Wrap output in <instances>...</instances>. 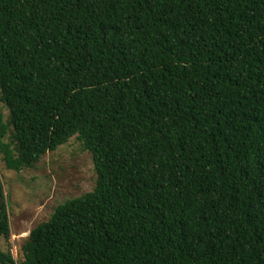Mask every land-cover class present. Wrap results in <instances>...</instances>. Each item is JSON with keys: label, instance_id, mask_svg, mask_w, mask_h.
Returning <instances> with one entry per match:
<instances>
[{"label": "trees", "instance_id": "trees-1", "mask_svg": "<svg viewBox=\"0 0 264 264\" xmlns=\"http://www.w3.org/2000/svg\"><path fill=\"white\" fill-rule=\"evenodd\" d=\"M0 100L8 170L97 175L0 264H264V0H0Z\"/></svg>", "mask_w": 264, "mask_h": 264}, {"label": "rangeland", "instance_id": "rangeland-1", "mask_svg": "<svg viewBox=\"0 0 264 264\" xmlns=\"http://www.w3.org/2000/svg\"><path fill=\"white\" fill-rule=\"evenodd\" d=\"M8 114L0 100V115L6 120ZM96 180L92 155L76 138L48 153L35 168L20 172L8 170L0 155V182L11 223L10 238L1 240V249L19 259L30 232L49 220L59 205L93 191Z\"/></svg>", "mask_w": 264, "mask_h": 264}]
</instances>
